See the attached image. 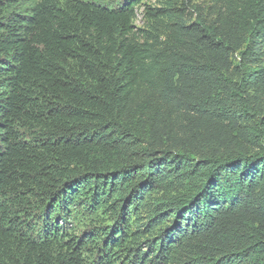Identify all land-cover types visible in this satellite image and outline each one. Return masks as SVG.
I'll use <instances>...</instances> for the list:
<instances>
[{"label": "trees", "instance_id": "trees-1", "mask_svg": "<svg viewBox=\"0 0 264 264\" xmlns=\"http://www.w3.org/2000/svg\"><path fill=\"white\" fill-rule=\"evenodd\" d=\"M142 2L0 0V264H264V0Z\"/></svg>", "mask_w": 264, "mask_h": 264}, {"label": "rangeland", "instance_id": "rangeland-1", "mask_svg": "<svg viewBox=\"0 0 264 264\" xmlns=\"http://www.w3.org/2000/svg\"><path fill=\"white\" fill-rule=\"evenodd\" d=\"M24 1V0H21ZM89 1H96L102 4H108V5H114L118 0H89ZM210 0H185L187 2V5L192 9L195 7L194 5H207ZM161 0H143L142 3L146 6H158L160 4ZM143 8L142 6L137 7V18L134 22V25L137 27H141L145 20L143 18Z\"/></svg>", "mask_w": 264, "mask_h": 264}]
</instances>
